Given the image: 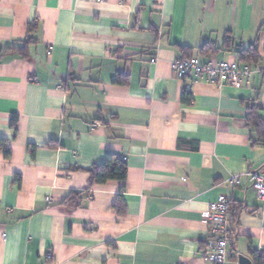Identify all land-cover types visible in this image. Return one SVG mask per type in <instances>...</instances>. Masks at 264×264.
Instances as JSON below:
<instances>
[{"label":"crops","instance_id":"0c3cea01","mask_svg":"<svg viewBox=\"0 0 264 264\" xmlns=\"http://www.w3.org/2000/svg\"><path fill=\"white\" fill-rule=\"evenodd\" d=\"M28 39L26 56L5 52ZM250 45L258 61L238 63ZM180 48L250 77L238 88L180 80ZM0 55V264H210L202 213L219 195L238 218L226 264L264 253V201L244 177L226 183L264 175L246 121L251 104L264 120V0H0ZM107 155L126 163V181L65 210Z\"/></svg>","mask_w":264,"mask_h":264},{"label":"built area","instance_id":"2783aa9c","mask_svg":"<svg viewBox=\"0 0 264 264\" xmlns=\"http://www.w3.org/2000/svg\"><path fill=\"white\" fill-rule=\"evenodd\" d=\"M104 1V0H99ZM153 59L151 62H154ZM172 73L180 80H202L217 87L229 86L238 88L241 82L250 77V69L247 66H239L235 62H214L208 59L200 62L197 58H182L174 60L171 64ZM241 177L255 191L256 197L264 201V175L258 172L248 171L243 175L230 176L226 183L231 187L240 185ZM49 201V198H46ZM229 200L225 195H219L216 201L210 203L202 213L203 218L209 224V253L204 260L210 264H226L230 255L228 235V210Z\"/></svg>","mask_w":264,"mask_h":264},{"label":"trees","instance_id":"16d2710c","mask_svg":"<svg viewBox=\"0 0 264 264\" xmlns=\"http://www.w3.org/2000/svg\"><path fill=\"white\" fill-rule=\"evenodd\" d=\"M33 29H28V33H31ZM30 39L25 40L22 45V47L13 45L5 50V52H16L22 56H26L25 48L28 43H30ZM230 39L226 38L224 44L226 47L230 46ZM219 51L216 45L213 43H205L201 49L200 52L206 56L210 57L214 54H216ZM190 49L187 48H180V53H182L183 56H187L186 58L190 57ZM236 56L238 63L241 64H251L256 63L258 61V51L256 48V45H250L246 49H239L236 51ZM1 57V55H0ZM123 77V78H122ZM126 76H118L117 83L118 84H124ZM182 101L189 103L191 101V94L184 91L182 93ZM259 108L251 104L247 107V113H246V121L247 123L252 127L256 134V140H253L255 144H264V120H262L258 115ZM16 123H17V117L12 116L10 119V127L15 130L16 129ZM0 148L3 151L4 157L8 158L10 155L9 150L5 149V144L1 143ZM89 178V185L85 189L84 192L80 193H70L60 204L65 210L72 211L79 207L81 205V201L89 194L91 188L95 185H102L109 181H115V182H121L124 183L126 181V175H127V165L126 163L117 158L114 155H107L105 157V160L100 165H94L90 169L85 171ZM124 191V187L120 188V192ZM114 211L118 215H123L126 211L122 196H118L114 205H113ZM227 217H228V235L229 240L232 239V236L237 234V214L233 212V209L231 207V203H228V210H227ZM231 259H236L235 254L233 250L230 251L229 255ZM249 257L251 259L252 264H264V253H256L254 251L249 252Z\"/></svg>","mask_w":264,"mask_h":264},{"label":"water","instance_id":"95a60500","mask_svg":"<svg viewBox=\"0 0 264 264\" xmlns=\"http://www.w3.org/2000/svg\"><path fill=\"white\" fill-rule=\"evenodd\" d=\"M237 264H252V263L246 256L239 254L237 256Z\"/></svg>","mask_w":264,"mask_h":264}]
</instances>
